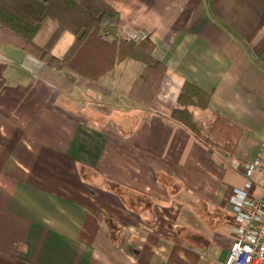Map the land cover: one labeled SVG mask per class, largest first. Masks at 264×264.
Here are the masks:
<instances>
[{"label":"crops","instance_id":"0c3cea01","mask_svg":"<svg viewBox=\"0 0 264 264\" xmlns=\"http://www.w3.org/2000/svg\"><path fill=\"white\" fill-rule=\"evenodd\" d=\"M103 1L167 73L148 109L130 99L136 60L87 81L0 29V264H225L237 168L264 140V0ZM186 81L212 94L199 121L244 132L235 156L172 118Z\"/></svg>","mask_w":264,"mask_h":264},{"label":"trees","instance_id":"16d2710c","mask_svg":"<svg viewBox=\"0 0 264 264\" xmlns=\"http://www.w3.org/2000/svg\"><path fill=\"white\" fill-rule=\"evenodd\" d=\"M119 23V13L103 0H0V29L16 37L22 50L48 67L68 70L94 82L111 72L118 62L141 63L144 69L132 86L130 99L150 109L167 67L153 57L154 44L149 39H120ZM67 30L73 33L75 41L65 57L57 59L52 49ZM211 95L186 81L172 118L211 149L224 156H235L243 139L242 129L217 114L205 124L194 113L209 110Z\"/></svg>","mask_w":264,"mask_h":264},{"label":"built area","instance_id":"2783aa9c","mask_svg":"<svg viewBox=\"0 0 264 264\" xmlns=\"http://www.w3.org/2000/svg\"><path fill=\"white\" fill-rule=\"evenodd\" d=\"M239 168L245 183L230 199L235 225L225 264H264V140L256 156L239 163Z\"/></svg>","mask_w":264,"mask_h":264},{"label":"rangeland","instance_id":"374dc122","mask_svg":"<svg viewBox=\"0 0 264 264\" xmlns=\"http://www.w3.org/2000/svg\"><path fill=\"white\" fill-rule=\"evenodd\" d=\"M252 139V141L251 142H257V137H253V138H251ZM259 146H260V144H259ZM236 159V158H235ZM234 160V159H233ZM251 160V159H250ZM247 161H249V160H246V161H240V163H245V162H247ZM228 162H231L232 163V160H230V159H228ZM235 162V160L233 161V163ZM237 169H239V166H238V168ZM237 171H240V170H237Z\"/></svg>","mask_w":264,"mask_h":264}]
</instances>
